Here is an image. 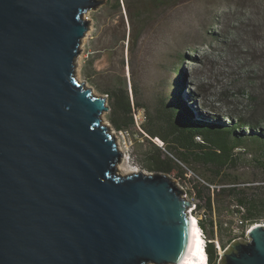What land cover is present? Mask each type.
<instances>
[{
  "label": "water",
  "instance_id": "95a60500",
  "mask_svg": "<svg viewBox=\"0 0 264 264\" xmlns=\"http://www.w3.org/2000/svg\"><path fill=\"white\" fill-rule=\"evenodd\" d=\"M101 2L0 0V264H181L189 246L191 201L165 172L117 171L106 96L76 77ZM248 236L219 264H264V225Z\"/></svg>",
  "mask_w": 264,
  "mask_h": 264
},
{
  "label": "rangeland",
  "instance_id": "374dc122",
  "mask_svg": "<svg viewBox=\"0 0 264 264\" xmlns=\"http://www.w3.org/2000/svg\"><path fill=\"white\" fill-rule=\"evenodd\" d=\"M85 16L90 31L85 32L75 58L76 74L95 94L106 96L110 86L125 81L143 106L135 110L142 121L161 115V106L174 99L193 116L235 124L241 135L264 133V0H102ZM238 117L247 123L236 124ZM102 122L120 145L119 173L134 168L163 172L144 166L155 138L138 127L134 132L116 131L108 111L103 112ZM159 124L167 126L163 120ZM235 152H240L241 160L235 168L222 171L230 175L226 178L221 171L219 177L213 174L219 169L192 162L188 167L194 175L187 182H177L179 169L171 161L175 168L165 173L191 201L189 214L204 218L203 211L194 207L203 199L195 196L191 183L205 186V196L211 195L209 184L219 189L232 184L264 186V172L255 155L242 147ZM215 206L219 219L237 235L242 227L230 211L235 202L219 194ZM235 241L243 242L242 238Z\"/></svg>",
  "mask_w": 264,
  "mask_h": 264
},
{
  "label": "trees",
  "instance_id": "16d2710c",
  "mask_svg": "<svg viewBox=\"0 0 264 264\" xmlns=\"http://www.w3.org/2000/svg\"><path fill=\"white\" fill-rule=\"evenodd\" d=\"M149 1L162 2V0ZM176 71L178 75L182 74L181 70L176 69ZM105 93L109 107L108 120L112 127L116 131L134 132L136 128L134 112L143 107L137 99L134 100L137 98L134 90L131 87L128 89L123 81L110 86ZM251 100L254 99L251 98ZM161 120L166 122L167 126H161L159 124ZM144 121L139 125L140 129L145 131L151 139L160 136L165 144V149L175 154L185 164L195 162L219 169V172L213 171V174L219 177L223 170L235 168L238 165L241 154L235 151L242 147L243 151L249 150L255 155L253 159L264 172V133L262 132L252 131L241 135L237 132L235 124L219 122L218 118L212 116H193L188 111L184 112L182 105L174 99L161 106V115L148 116ZM237 123L244 125L247 121L238 117ZM150 145V149L145 154L144 166L147 169L169 172L175 168L171 164L172 159L162 155L165 154L162 149L151 142ZM152 145L155 146L153 150L151 149ZM174 163L176 166L178 165L175 161ZM177 168L179 169L177 175L182 176L184 171L180 169V166ZM222 174L225 178L230 176L227 173L222 172ZM209 181L213 184L217 183L213 179ZM197 183L198 186L191 183V187L195 196L203 199L202 203L195 202L194 207L197 210L201 209L204 213V218L197 219V223L207 238L206 252L208 256L206 260L208 259L209 264H218V252L214 240L217 239L218 243L225 247L236 237L226 226V222L219 219V207L215 206L219 194H223L235 202L236 207L230 210L231 214L236 213L246 220V224L242 225L241 233L243 234L245 227L252 222H264V186L239 187L232 184L214 190L213 195L209 193L205 196L206 187L200 182ZM216 211L218 216H215Z\"/></svg>",
  "mask_w": 264,
  "mask_h": 264
},
{
  "label": "bare ground",
  "instance_id": "6f19581e",
  "mask_svg": "<svg viewBox=\"0 0 264 264\" xmlns=\"http://www.w3.org/2000/svg\"><path fill=\"white\" fill-rule=\"evenodd\" d=\"M90 29H87L86 35L89 33ZM77 79H79L78 74H76ZM118 149L120 150V145L117 142ZM124 157V156H123ZM122 157V159H123ZM138 169H128L125 171L126 174L137 172ZM191 218L193 221V231L189 246L187 251L181 261V264H205L206 254L203 251V238L200 236L199 225L197 223V218L191 213Z\"/></svg>",
  "mask_w": 264,
  "mask_h": 264
},
{
  "label": "built area",
  "instance_id": "2783aa9c",
  "mask_svg": "<svg viewBox=\"0 0 264 264\" xmlns=\"http://www.w3.org/2000/svg\"><path fill=\"white\" fill-rule=\"evenodd\" d=\"M134 117H135L136 127H138V128L140 129V126H139V125H140L144 120L142 121L141 117L139 116V114H137V112H134ZM125 132H126V131H125ZM193 175H194V173H193L192 171H184V172L182 173V176L175 177L174 179H175L177 182H179L180 180H183L184 182H187V180H189L190 177H192ZM209 186H210V188H211V193H212V195H213L214 190H218V189H219V185H216V184H215V185H211V184H209ZM186 187H187V186H186ZM185 189H186V188H185ZM184 192L186 193V191H184ZM186 194H187V193H186ZM190 210H192V208H191ZM235 214H236V213H235ZM236 216H237V218H238V223L240 224L239 226L242 227L243 224H246V220H244L240 215H237V214H236ZM257 224H262V225H264V222H260V223L252 222L251 224L247 225V226L245 227L244 233L242 234L241 231H240V232H237V235H235L236 238H235V239H232L231 242H232V241H235V240H237V239L239 240V239H241V238H242L243 241H248V240H250V238H249V236H248V233H249L250 229H251L253 226L257 225ZM201 234H202V237H203V239H204V244H206L207 238L205 237V235H204V233H203L202 230H201ZM214 242H215V245H216V247H217V252H218V259H217V262H218V264H219V260H220V258H221V254H222V253H223V252L229 247L230 243L227 244L225 247H222V246L220 245V243H218L217 239H215ZM207 256H208V255H207ZM205 264H209L208 259L206 260V263H205Z\"/></svg>",
  "mask_w": 264,
  "mask_h": 264
},
{
  "label": "clouds",
  "instance_id": "9594fccd",
  "mask_svg": "<svg viewBox=\"0 0 264 264\" xmlns=\"http://www.w3.org/2000/svg\"><path fill=\"white\" fill-rule=\"evenodd\" d=\"M204 247L206 248V244H204Z\"/></svg>",
  "mask_w": 264,
  "mask_h": 264
}]
</instances>
